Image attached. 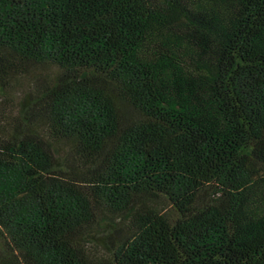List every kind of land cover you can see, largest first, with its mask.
<instances>
[{"label":"trees","instance_id":"1","mask_svg":"<svg viewBox=\"0 0 264 264\" xmlns=\"http://www.w3.org/2000/svg\"><path fill=\"white\" fill-rule=\"evenodd\" d=\"M0 264H264V0H0Z\"/></svg>","mask_w":264,"mask_h":264}]
</instances>
